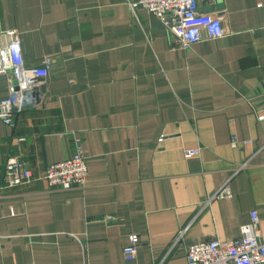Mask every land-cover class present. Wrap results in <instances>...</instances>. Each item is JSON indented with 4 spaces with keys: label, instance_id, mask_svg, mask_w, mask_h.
<instances>
[{
    "label": "crops",
    "instance_id": "1",
    "mask_svg": "<svg viewBox=\"0 0 264 264\" xmlns=\"http://www.w3.org/2000/svg\"><path fill=\"white\" fill-rule=\"evenodd\" d=\"M135 1L0 0L2 43L16 31L27 65L51 63L36 105L0 119V264H187L253 211L264 241V0L203 3L224 34L187 49ZM74 137L84 185L52 190ZM12 158L33 176L8 188Z\"/></svg>",
    "mask_w": 264,
    "mask_h": 264
},
{
    "label": "built area",
    "instance_id": "2",
    "mask_svg": "<svg viewBox=\"0 0 264 264\" xmlns=\"http://www.w3.org/2000/svg\"><path fill=\"white\" fill-rule=\"evenodd\" d=\"M214 0H136L132 6L143 7L154 15L169 30L174 47L187 49L203 39L213 40L223 36L224 30L219 18L205 13L201 5ZM0 39V76L6 77L10 87L8 98L0 101V119L6 125L13 123L14 115L36 105L35 93L49 76L51 63L48 59L39 66H29L24 62L19 35L16 31H2ZM16 83L14 85L13 83ZM233 139L232 146H236ZM193 151H186V157ZM87 169L82 152V141L74 137L69 157L49 165L43 174L52 190H70L83 187ZM31 171L21 162L12 158L5 163L4 181L8 188L22 186L32 180ZM230 191L226 185L212 197L227 198ZM123 249L126 262L135 260L138 239L131 235ZM187 264H264V241L259 229L256 211L251 212L250 222L240 228L236 239H210L191 245L186 251Z\"/></svg>",
    "mask_w": 264,
    "mask_h": 264
},
{
    "label": "water",
    "instance_id": "3",
    "mask_svg": "<svg viewBox=\"0 0 264 264\" xmlns=\"http://www.w3.org/2000/svg\"><path fill=\"white\" fill-rule=\"evenodd\" d=\"M13 84H14V85H16V83H15V82H14Z\"/></svg>",
    "mask_w": 264,
    "mask_h": 264
}]
</instances>
